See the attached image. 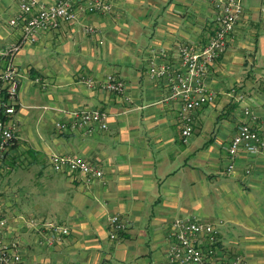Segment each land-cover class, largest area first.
<instances>
[{"label":"crops","instance_id":"0c3cea01","mask_svg":"<svg viewBox=\"0 0 264 264\" xmlns=\"http://www.w3.org/2000/svg\"><path fill=\"white\" fill-rule=\"evenodd\" d=\"M142 1L113 0L110 13L81 14L39 33L10 57L20 79L9 117L17 127L0 171L21 165L30 181L20 193L25 188L31 198L19 208L0 205L8 219L3 240L17 243L25 264H171V223L193 217L219 230L213 264L236 255L244 264H264V227L254 229L239 213L246 191L264 188V151L239 152L227 170L228 146L241 122L257 127L264 140V0H241L243 13L228 47L205 78L214 102L194 111L187 142L181 140V101L169 97L166 80L151 77L148 65L153 59L177 62L180 44L202 46L213 34L217 11L213 0ZM18 10V0H0L1 68L2 53L20 38L9 27ZM88 27L94 33H86ZM107 74L124 81L123 93L101 87ZM4 97L0 90V104ZM84 109L104 111L107 128L56 126ZM52 153L80 156L102 176L55 172ZM113 214L127 227L111 238ZM47 223L69 232H51ZM236 226L244 228L241 246H227Z\"/></svg>","mask_w":264,"mask_h":264},{"label":"built area","instance_id":"2783aa9c","mask_svg":"<svg viewBox=\"0 0 264 264\" xmlns=\"http://www.w3.org/2000/svg\"><path fill=\"white\" fill-rule=\"evenodd\" d=\"M216 16L213 34L200 47L180 44L177 48V62L167 59L150 60L148 73L151 77L163 78L169 88V97L181 101L178 119L181 125V140L187 142L193 134L194 111L214 102L215 93L208 89L205 78L209 67L228 47V41L243 13L241 0H213ZM19 10L11 17V26L20 30V38L12 47L2 53L5 65L0 67V90L5 95L2 115L0 114V165L3 156L11 146L17 123L9 117L14 114L20 79L10 57L25 43L35 42L39 33L58 30L63 23L76 21L81 14L110 13L113 0H18ZM89 32H94L88 27ZM166 57V56H165ZM88 86L93 80L84 77ZM101 87L113 93H123L125 83L113 74H107ZM251 116L249 108L243 110ZM75 120L67 123H56L60 129H70L83 124H93L102 129L107 128V114L98 109H84L74 112ZM259 154L264 151V140L259 129L248 121L241 122L228 146V171L234 167L239 152ZM49 163L55 172H79L89 180L102 176V170L86 159L71 154L52 153ZM111 226L110 237L126 229V221L118 214L108 219ZM8 219L0 213V264H25L16 242L5 243L3 234ZM51 232L68 234V228L47 223ZM171 242L167 256L171 264H213L218 249L219 230L211 223L201 222L193 217H177L171 223ZM52 240H49L51 244ZM30 264H43L33 261ZM226 264H244L240 255L234 256Z\"/></svg>","mask_w":264,"mask_h":264},{"label":"rangeland","instance_id":"374dc122","mask_svg":"<svg viewBox=\"0 0 264 264\" xmlns=\"http://www.w3.org/2000/svg\"><path fill=\"white\" fill-rule=\"evenodd\" d=\"M145 1H147L145 3ZM142 1L144 2L145 6L150 5L149 0ZM131 16V15H130ZM7 29L9 27L18 34L17 31L20 30L18 28L12 27L8 25V22L6 21L3 24ZM9 26V27H8ZM86 33H94V32H88ZM19 36V35H18ZM17 38V37H16ZM28 43V42H27ZM45 62L47 60H44ZM26 82L24 81V85ZM24 95L22 98H24V102H30L28 94H25V91H23ZM21 156V155H20ZM21 166V165H20ZM18 166L17 168H12L10 166H4L2 165L1 171H0V205H3L5 209L10 207H16L19 208L21 205V202H26L27 199L31 198L30 195H27L25 193L26 189L24 188L22 190V193H20V189L23 187V185H29V172L24 171ZM19 194V195H18ZM246 198L245 201H243V205H239V213L246 215L245 217H240L241 221L245 222V219L248 220L253 226L254 229H259L264 227V188L260 185L253 187H250L249 192L246 191L245 193ZM256 199V201L254 200ZM8 211V210H6ZM248 211V212H246ZM257 223V224H253ZM244 231L243 226H236L234 230L231 231V233H228V236L226 237L227 243L226 245H237V242L239 246H241V240H240V234ZM245 256V255H244ZM246 257V256H245ZM244 258V257H243ZM245 260V258H244ZM246 261V260H245Z\"/></svg>","mask_w":264,"mask_h":264},{"label":"trees","instance_id":"16d2710c","mask_svg":"<svg viewBox=\"0 0 264 264\" xmlns=\"http://www.w3.org/2000/svg\"><path fill=\"white\" fill-rule=\"evenodd\" d=\"M3 90H1V92H2ZM5 101H6V99H5V97L2 99V102H1V104H0V114L2 115V109H3V103H5ZM7 153V152H6ZM6 153L4 154V156H3V160H4V158H5V155H6ZM2 160V161H3Z\"/></svg>","mask_w":264,"mask_h":264}]
</instances>
